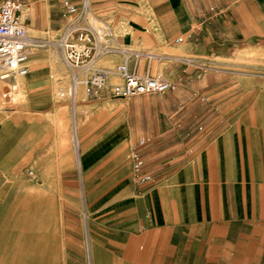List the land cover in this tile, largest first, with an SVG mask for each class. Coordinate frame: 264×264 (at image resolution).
<instances>
[{
	"label": "crops",
	"instance_id": "obj_1",
	"mask_svg": "<svg viewBox=\"0 0 264 264\" xmlns=\"http://www.w3.org/2000/svg\"><path fill=\"white\" fill-rule=\"evenodd\" d=\"M21 3L59 37L60 0ZM84 23L101 97L55 40L0 79L23 98L0 100V264H264V0H89ZM119 65L174 87L111 97Z\"/></svg>",
	"mask_w": 264,
	"mask_h": 264
},
{
	"label": "built area",
	"instance_id": "obj_2",
	"mask_svg": "<svg viewBox=\"0 0 264 264\" xmlns=\"http://www.w3.org/2000/svg\"><path fill=\"white\" fill-rule=\"evenodd\" d=\"M67 20L57 40V47L73 85H82L86 95L97 98L106 77L104 69L91 66V57L107 49L103 26L98 29L84 23L89 0H60ZM21 0H0V79L12 75H24L28 71V57L33 50V41L20 19ZM180 40V39H179ZM91 47H82V43ZM121 82L111 86L109 95L115 98H129L136 95L164 94L174 84L163 76H139L134 71L119 65L116 69ZM143 141H140V144ZM132 168L139 171L142 159L133 151ZM150 175H138L137 183L148 182Z\"/></svg>",
	"mask_w": 264,
	"mask_h": 264
},
{
	"label": "rangeland",
	"instance_id": "obj_3",
	"mask_svg": "<svg viewBox=\"0 0 264 264\" xmlns=\"http://www.w3.org/2000/svg\"><path fill=\"white\" fill-rule=\"evenodd\" d=\"M27 33L31 35L30 39H33V38L38 39V40H40V43H43V44H50V43H53V41L55 40V46L57 47L56 42L58 40V37L56 38V36L54 34L53 35H46L43 33L34 32L32 30H27ZM48 40H50V41H48ZM57 49H58V47H57ZM54 54H56V53L54 52ZM221 67L222 66H220V65L215 66V68H221ZM66 80H68L67 77H66ZM5 85H8L11 87V85L6 84V82L0 80V100L1 101H7L8 102L7 105L19 104L23 99V98H20V93H17L18 91L15 93L11 89H9V90L5 89ZM2 94H6V97L2 98L1 97ZM148 95L151 96V95H155V94H148ZM148 95H141V97L142 96L143 97L148 96ZM84 96H85L84 87L82 85H80V91L78 93V98H82Z\"/></svg>",
	"mask_w": 264,
	"mask_h": 264
},
{
	"label": "bare ground",
	"instance_id": "obj_4",
	"mask_svg": "<svg viewBox=\"0 0 264 264\" xmlns=\"http://www.w3.org/2000/svg\"><path fill=\"white\" fill-rule=\"evenodd\" d=\"M28 34V33H27ZM29 37V36H28Z\"/></svg>",
	"mask_w": 264,
	"mask_h": 264
}]
</instances>
